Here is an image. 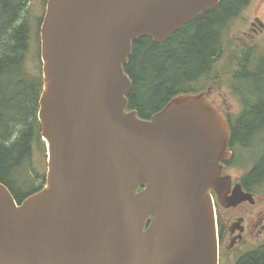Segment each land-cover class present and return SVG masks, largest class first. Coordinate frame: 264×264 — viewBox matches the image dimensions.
I'll return each instance as SVG.
<instances>
[{
	"label": "water",
	"instance_id": "1",
	"mask_svg": "<svg viewBox=\"0 0 264 264\" xmlns=\"http://www.w3.org/2000/svg\"><path fill=\"white\" fill-rule=\"evenodd\" d=\"M220 2L47 0L38 111L46 180L21 203L0 183V264H219L216 203L225 218L264 199L224 174L228 117L210 85L141 118L128 109L125 67L135 42L161 44ZM230 221L228 253L245 219Z\"/></svg>",
	"mask_w": 264,
	"mask_h": 264
},
{
	"label": "trees",
	"instance_id": "2",
	"mask_svg": "<svg viewBox=\"0 0 264 264\" xmlns=\"http://www.w3.org/2000/svg\"><path fill=\"white\" fill-rule=\"evenodd\" d=\"M31 1L0 0V183L10 188L18 202L36 191L29 188L21 192L15 179L19 171L34 168L33 156L36 146L40 148L36 140L39 137L40 149L45 157L37 118L42 76L27 65L31 34L25 13ZM249 2L221 0L216 9L201 14L161 44L151 38L135 42L125 67L132 80L128 109L136 110L141 118L150 119L173 97L180 93L202 92L207 84L220 77L219 74L215 79L216 66L232 47L230 26ZM254 58L249 51L239 59V65L233 67L235 81L255 80L262 64L253 70ZM203 76L208 81L200 89L187 87L188 83ZM246 107L236 119L230 118L229 121L233 131L230 148L236 154L227 167L237 166L242 160L238 159L236 144L241 147V156L249 153L247 149L254 145L250 141L241 143L236 139L237 132L244 131L240 128H254L259 121L264 124V120L261 121L264 118V102ZM255 130L257 134L259 129ZM259 156L260 160L254 161L252 168L238 180L248 192H259L263 188L264 150ZM234 264H264V244L242 254Z\"/></svg>",
	"mask_w": 264,
	"mask_h": 264
},
{
	"label": "rangeland",
	"instance_id": "3",
	"mask_svg": "<svg viewBox=\"0 0 264 264\" xmlns=\"http://www.w3.org/2000/svg\"><path fill=\"white\" fill-rule=\"evenodd\" d=\"M44 1L45 0H32L28 6V11L26 13L24 12L25 17L27 16V22L31 34V45L29 54H27V65L29 69L31 68L37 75L39 74L41 76L40 30L45 9ZM256 19H259L260 23L264 25V0H250L249 4L242 10V12L234 18L229 30V36H231L232 39V47L216 66L217 76H215V79L219 74L220 77L216 80L213 79L215 81L207 85L208 87L211 85L213 88L210 96L212 100L222 109L226 110L233 119H236L240 115L243 107L253 105L254 103L264 102V88L261 86H264V31L260 33L252 32L251 23L257 22ZM249 51L251 55L255 57L260 56L263 53L261 56L262 68L255 80L241 79L237 82L234 80L235 76L233 74V67L238 66L239 59H241L245 53H249ZM207 81L208 79L203 76L194 82L188 83L187 87L191 88V90H198L207 83ZM261 120H264V118ZM256 126L259 129L257 131L259 138H255L252 141V144L257 143V146H254L255 152L242 154V158L240 156V159L242 160H239V165H237V167L231 164V167H235L236 169L230 170L226 173L232 176L235 180L251 169L254 161H258L261 158L259 153L261 144H264V124L259 121ZM36 140L42 149L40 137ZM40 148L36 146L34 152V168H31L30 170L23 169V171L18 172L19 174L15 179V183H17L21 192L22 190L28 191L29 188L36 185V182L41 177L43 164L45 168V157ZM24 163L25 162H23L22 166H24ZM44 168L42 170H44ZM33 169L34 171H31ZM262 187L263 190L259 191V194L264 192V184ZM259 194L258 196H264ZM262 209H264V204L258 205L255 209H252L251 206L246 204H242L237 208L226 212L225 218H223L219 212V217L221 216L223 218L221 222L225 224L231 219L234 220L237 217H241L242 215L251 212L253 214V217L250 218L251 220L255 219V214L257 212L259 214ZM247 219L248 217L246 218V224L249 220ZM248 237V241H246L239 250H233L229 255L226 253L224 264H234L242 254L257 248L264 242V240L261 242L255 241L254 238L249 235Z\"/></svg>",
	"mask_w": 264,
	"mask_h": 264
},
{
	"label": "flooded vegetation",
	"instance_id": "4",
	"mask_svg": "<svg viewBox=\"0 0 264 264\" xmlns=\"http://www.w3.org/2000/svg\"><path fill=\"white\" fill-rule=\"evenodd\" d=\"M257 22H253L251 23V30L253 33H260V32H263L264 31V25L262 23H260L259 19H256ZM263 54V53H262ZM256 56L254 59H253V62H252V69L253 70H256L258 68V66H260L261 64V56ZM243 57V56H242ZM258 77V75H257ZM263 88L264 86L261 85ZM224 110V109H223ZM224 112L228 115V117L230 118L229 116V113L224 110ZM242 112V111H241ZM241 114V113H240ZM262 121V120H261ZM257 126H255L254 128L253 127H250L249 129H245L243 127L240 128V131L241 130H244L243 133L241 132H237V134L235 135L236 136V139L238 141H240L241 143L242 142H251L255 139V138H259V135L256 134V129ZM232 136H233V131H232ZM255 144L257 143H254V145L252 147H249L247 150H249V152H255L254 150V146H256ZM236 146V149L237 150H241V147L239 146V144L235 145ZM264 150V148H261L260 149V153L262 154V151ZM259 153V155H260ZM244 154V153H243ZM230 162V161H228ZM228 162H223V164H225V167H224V173L226 174L228 171L230 170H235L236 168L234 167H227V163ZM237 167V166H236ZM246 173V172H245ZM245 174H243L241 177H243ZM241 177H238V178H241ZM237 183L235 182L234 180V184ZM243 185V184H242ZM244 188V186H243ZM245 189V188H244ZM263 190V189H262ZM260 192H257V194H259ZM262 194H259V195H264L263 193L264 192H261ZM261 203V204H260ZM264 204V199L262 200H257V204L252 207V209H255L258 205H262ZM216 207H217V211H219V207L216 203ZM256 215V218L255 219H251L253 217V214L250 212V213H246L244 216V219H245V222H246V218L248 217V221H247V224L244 223V238H243V241H242V244L246 241H248L249 236H252L254 238L255 241H258V242H261L264 240V209H262L259 214L258 212L255 214ZM233 224V221H230L229 224H224V223H221L219 224V233H220V239H219V246L222 248V244L226 246L227 244V241L230 240V231H229V226H231ZM227 225H228V228H227ZM237 234H234L232 236V239H231V243L234 244L235 243V237H236ZM264 243V242H263ZM262 243V244H263ZM261 245V244H260ZM227 249V247H226Z\"/></svg>",
	"mask_w": 264,
	"mask_h": 264
}]
</instances>
